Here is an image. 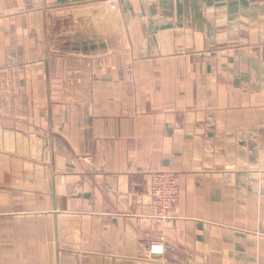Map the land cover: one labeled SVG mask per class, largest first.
I'll use <instances>...</instances> for the list:
<instances>
[{
    "label": "crops",
    "instance_id": "obj_1",
    "mask_svg": "<svg viewBox=\"0 0 264 264\" xmlns=\"http://www.w3.org/2000/svg\"><path fill=\"white\" fill-rule=\"evenodd\" d=\"M154 242L264 264V0H0V264L137 263Z\"/></svg>",
    "mask_w": 264,
    "mask_h": 264
},
{
    "label": "built area",
    "instance_id": "obj_2",
    "mask_svg": "<svg viewBox=\"0 0 264 264\" xmlns=\"http://www.w3.org/2000/svg\"><path fill=\"white\" fill-rule=\"evenodd\" d=\"M111 7L116 6V0H110ZM179 184L173 171H158L152 175L150 195L152 202L157 207L158 213L155 218L163 222L168 218L167 212L176 203L179 196ZM166 247L163 243H152L150 254H163Z\"/></svg>",
    "mask_w": 264,
    "mask_h": 264
},
{
    "label": "rangeland",
    "instance_id": "obj_3",
    "mask_svg": "<svg viewBox=\"0 0 264 264\" xmlns=\"http://www.w3.org/2000/svg\"><path fill=\"white\" fill-rule=\"evenodd\" d=\"M103 6H101V8H102ZM67 15H70L71 16V13H67ZM70 19H67V25L66 26H69V21ZM66 42H68V41H66ZM168 250L166 249L165 250V255L163 256V257H161L160 259H155V260H144L143 262H135V261H129V262H124V263H121L120 262V264H185L182 260H180V259H176V258H174L173 256L171 257L169 254H168V252H167ZM101 264H103V263H101Z\"/></svg>",
    "mask_w": 264,
    "mask_h": 264
}]
</instances>
